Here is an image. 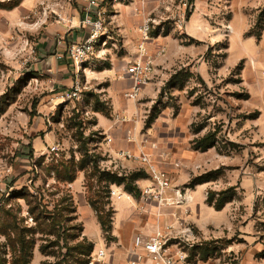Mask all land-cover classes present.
Instances as JSON below:
<instances>
[{
	"label": "rangeland",
	"instance_id": "1",
	"mask_svg": "<svg viewBox=\"0 0 264 264\" xmlns=\"http://www.w3.org/2000/svg\"><path fill=\"white\" fill-rule=\"evenodd\" d=\"M63 1H37L8 28L0 20V264H27L30 253L32 264L35 252L43 257L40 264L63 258L68 264H75L78 252L70 249L82 237L93 244L91 255H96L101 249L96 251L95 244L84 235V219L88 213L96 217L106 243L113 240L114 210L110 196L115 185H122L128 191L129 195L124 193V196L135 210L126 215V220L136 221L141 212L151 213L157 203L145 201L141 191L146 186L138 187L135 183L145 176L151 180L149 185L153 183L149 164L134 154L143 151L148 161L167 175L154 160L157 141L170 149L174 143H189L192 149L214 151L215 148L225 165L203 177L209 180L219 177L228 182L233 170L237 174L233 173L232 182L237 185L213 187L228 191L222 196H211L213 190L209 189L207 199L221 205L236 198L240 226L252 214L247 208L255 201V196L243 193L246 187L250 190L255 185L250 176L258 174L257 186L262 193L255 201L258 214L249 231L264 240V0H206L205 23L211 33L204 38H209L208 41L181 34L180 43L186 50L171 58L172 61L156 64L153 59L152 81L135 100L125 97L130 81L121 84L120 90H126L124 100L126 103L130 100L129 108L133 110V114L126 112L122 117L112 113L109 99L103 95L109 82H93V71L101 70L104 65L97 63L92 67L87 61L79 70L73 65L69 49L76 43L67 47L70 63L66 74L60 77L55 72L47 74L40 67L42 53L38 44L43 34L42 24L65 22L60 14L66 12L68 1L67 4ZM21 2L5 0L0 8L10 10ZM194 8L193 1L192 11ZM104 19L106 23L105 16ZM169 22L164 23L161 33L171 26ZM157 29L152 30L151 37ZM56 41L62 43L65 38ZM159 45L156 41L151 49L155 51ZM190 45L196 49L190 51ZM106 47L101 43L96 46V53L102 58L107 53ZM162 53L166 52L162 50ZM75 86L80 87V96L70 98L68 95ZM98 113L121 120L116 128L123 129L113 134L122 140L120 149L128 148L136 153L126 152L131 155L128 158H120L125 151L113 154L106 142L108 138L112 145L117 141L96 126ZM124 129L130 130V139L143 140L145 147L138 151L137 147L126 145ZM124 159H128L126 165L119 164ZM71 173H76V179L82 174V188L90 205L88 213L80 210L79 216L66 181ZM177 189L186 191L182 187ZM70 195L72 200L68 198ZM28 200L47 205L51 213L60 212L59 225L53 234L45 235L38 228L29 214ZM125 230H129L127 226ZM19 237L29 242L23 254L19 252ZM235 239L238 240L236 252L229 251L230 240L226 239L218 245L197 246L189 242L179 248L186 251L190 264H246L248 244L241 236ZM54 243L42 253V247ZM71 254L76 257L72 259ZM255 258L258 261L264 258V249Z\"/></svg>",
	"mask_w": 264,
	"mask_h": 264
},
{
	"label": "crops",
	"instance_id": "2",
	"mask_svg": "<svg viewBox=\"0 0 264 264\" xmlns=\"http://www.w3.org/2000/svg\"><path fill=\"white\" fill-rule=\"evenodd\" d=\"M4 1L0 0V3ZM37 1L44 0H22L19 5L10 10L0 8V20L3 19V22L7 24L6 28H8L16 19L21 18V14H25L23 12H28L30 6L35 5ZM60 1L64 2L63 0ZM67 1L66 12L63 11L60 14L65 22L56 20V23L49 22L42 24L43 34L38 44V49L42 53L40 67L43 72L47 74L52 72L59 73L58 75L56 74L59 77L68 71L67 64L70 63V60L67 47L73 43L81 42L88 34L87 29L82 28L80 24L84 12L89 7L90 0H66V4ZM193 1L195 8L189 14L184 28L181 29L173 22H169L171 25L167 26L169 30L167 29L164 33H161L162 31L160 30L165 27L164 25L158 27L157 32L152 34L150 40L147 41L146 56L154 59L156 64L165 60L172 61L170 60L171 58L186 50L187 47L180 43V40L182 41L181 34L197 41H208L209 38H206L207 40L204 38L206 35L208 37L211 33L207 29L205 23L207 19L204 16L205 7L208 5L207 1ZM97 2L98 6L93 7L92 10L100 9L104 12L108 39L107 45H105L107 46L105 48L107 51L105 57L98 58L96 55L91 57L90 63L92 67L104 65L101 70L93 71V82L95 84L101 83V81L109 82L110 85H106L103 95L109 99L112 113L122 117L126 115V112L133 114L132 108H129L132 103L130 100L128 103L124 100L126 90L123 88L120 90L119 87L129 80L126 73L127 64L140 58V38L137 28L147 16L157 14V6L154 0H147L145 2L142 0H97ZM23 24L30 26V23L24 21ZM60 37H64L65 41L57 44L56 40ZM186 37H183L184 40ZM156 41L160 45L157 50L153 51L151 46ZM189 49L190 51H194L196 46L190 45ZM162 50L166 53H162ZM70 65L73 66L72 63ZM147 88L143 90L146 91ZM97 116L98 121L96 126L99 127L103 134H108V136L114 137V140L117 141V144L114 142L113 145L111 142L110 144L106 142V145L110 147L113 154L120 151L130 152V154L136 153H133L128 148L120 149L122 140L113 134L115 130L123 129L121 126L120 128H116L121 121L120 119L113 120L99 113ZM128 131L130 130L124 129L123 131V137L125 136L123 141H125V144L132 145L131 147L134 148L137 147L138 151L142 150L140 148L145 147L143 140L130 139ZM120 133L118 134L119 136ZM157 143V149L153 152L154 160L169 176L172 185L171 189L166 191L163 204L160 207L158 205L153 206L151 213L141 212V216L136 221L130 222L126 220V215L134 213L135 210L131 206L132 202L124 196V193L126 196L129 195L128 191L122 185H115L110 196L114 213L111 223L113 240L109 244L106 243L102 236V230L96 217L88 213V206L90 208V205L87 203L85 191L82 188V174L79 173L77 179L68 184L78 209L77 215H80V210L88 213L83 223L84 235L95 244L96 251L101 249L106 254L102 264H122L126 262L132 256L131 252L134 248L133 239L137 234L148 236L159 229L167 232L172 227L170 232L179 235L185 225L191 226L193 233L190 237L192 239L190 242L197 246H202L206 243L218 245L219 242L226 239L230 240L229 251L236 252L238 251V240L235 239V236L237 238L241 236L249 247L244 257V259L246 258V264H264V258H261L259 261L255 260V255L261 253L264 249V240H260L261 236L256 235L255 232L249 231V228L253 227L255 223V215L258 214V211L254 208L255 201L262 193V190L257 186L260 178L258 174H255L254 177L250 176L255 185L250 190L249 187H246V191L243 193L249 197L255 196V201L254 205H250L247 208V211H251L252 214L249 213L240 226L239 204L236 202V198L225 201L219 208L213 203L208 202L207 199L209 189L213 190L211 194L216 196H222L228 191V188L217 190L213 187L227 184H230L232 187L237 185L236 182H232L233 173L237 174V171L233 170L231 171L232 173L230 172L231 179L228 182L223 181L219 177L214 178L215 180L203 177L205 174L212 172V170H217L225 165L223 157L217 153L215 148L214 151L209 148L192 149L189 143H184L183 145L174 143V146L170 149V147L166 148L164 147L165 145L158 141ZM150 145H152V142ZM142 154L145 155L143 151L141 153L137 152L134 155L141 159ZM127 161L128 159L120 160L119 164L126 165ZM136 161H134L135 164L138 162ZM138 163L143 165L142 162ZM236 177L238 176L236 175ZM135 183L138 187H144L149 185L151 180L149 176H145L136 179ZM177 187H182L186 190L184 192L186 201L182 204H176L174 190H177ZM231 189L236 191L238 188ZM81 214L83 215V212ZM126 223L128 225H125ZM126 226L129 229L128 231L125 230ZM173 250H176V248ZM42 259L43 257L35 252L32 264H40Z\"/></svg>",
	"mask_w": 264,
	"mask_h": 264
},
{
	"label": "built area",
	"instance_id": "3",
	"mask_svg": "<svg viewBox=\"0 0 264 264\" xmlns=\"http://www.w3.org/2000/svg\"><path fill=\"white\" fill-rule=\"evenodd\" d=\"M118 1V0H114ZM147 1V0H142ZM156 2V15L147 16L137 32L140 38V58L128 64L126 73L129 75L130 88L125 93V97L135 100L140 96L142 89L151 83L155 73L154 61L147 55L146 43L151 38V32L154 28L162 27L164 22L171 21L179 28H184L188 19V14L193 8L192 0H154ZM97 0H90L81 19V26L88 29V34L84 40L72 45L69 49V56L73 65L77 70L83 63L90 61L91 57L96 55L100 58L101 55L96 53V46L107 45V29L105 25L104 12L100 9L92 10L97 7ZM228 31L230 28H227ZM61 43V42H60ZM146 56V57H145ZM145 57V59H144ZM80 87L75 86L68 95L70 98H78L80 96ZM107 142H111L108 138ZM55 150V147L52 148ZM120 154V153H119ZM131 155L126 152L120 154V158H128ZM149 164V169L153 183L146 186L141 191V197L145 201L156 202L157 205H162L164 195L171 188V183L168 176L154 163H150L146 155L142 156ZM176 204H182L186 201L184 193L179 189L174 190ZM169 231L157 230L152 235L144 236L137 234L133 239V250L131 257L122 264H190L187 259L188 255L185 250L179 246L189 244L193 230L190 225H185L179 235H175ZM175 241V242H174ZM176 248V250H173ZM105 252L99 250L96 255H91L89 264L101 262Z\"/></svg>",
	"mask_w": 264,
	"mask_h": 264
},
{
	"label": "trees",
	"instance_id": "4",
	"mask_svg": "<svg viewBox=\"0 0 264 264\" xmlns=\"http://www.w3.org/2000/svg\"><path fill=\"white\" fill-rule=\"evenodd\" d=\"M75 174H73V173L69 174L68 179L66 181L69 183L73 182L76 179ZM210 195L213 196V194H210ZM68 198H70L72 200L71 195ZM209 199L210 198L208 197V202L212 203L211 199L210 200ZM63 201H65V198ZM224 203L225 202H223L221 205H217L216 203H213V204L219 208ZM27 204L29 206L30 216H32L33 220L36 222V224H38V228L41 229L42 233L45 235L53 234V232L56 231V228L59 225L60 212H52L51 213V211H49V208L47 205H45V204L43 205L42 203L34 204L32 200L31 201L28 200ZM63 209L64 208H62L61 211ZM15 227L17 228L16 225H15ZM19 235H21V234H19ZM78 238H79V236H78ZM18 243L20 244V249H19L20 254H23L25 251L28 250L29 242L26 240V238L19 237ZM86 243H88L87 244L88 249H86V246H85ZM53 245H55V243L50 244V245H45L44 247H42V249H41L42 253L44 254L46 252V249L48 247L53 246ZM31 249H33V247ZM92 249H93V244L91 242H88L86 240V238L82 237L79 244H77L76 246H74L73 248L70 249V250H74V251L78 252V255L76 258L77 261L75 262V264L76 263L77 264H89L90 260H91ZM84 250H86V252H84ZM31 257H32V253H30V256H29L30 259H29V262L27 264H30ZM69 257H71L73 259V257L75 258L76 256L71 254ZM68 263H69L68 260L63 258V259L57 260L53 263L49 262V263H45V264H68ZM16 264H18V263H16Z\"/></svg>",
	"mask_w": 264,
	"mask_h": 264
}]
</instances>
